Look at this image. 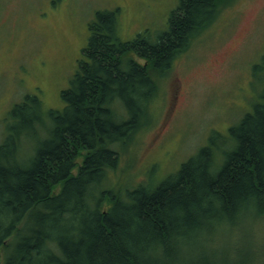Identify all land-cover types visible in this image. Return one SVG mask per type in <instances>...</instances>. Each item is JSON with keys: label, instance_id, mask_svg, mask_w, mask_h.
<instances>
[{"label": "trees", "instance_id": "trees-1", "mask_svg": "<svg viewBox=\"0 0 264 264\" xmlns=\"http://www.w3.org/2000/svg\"><path fill=\"white\" fill-rule=\"evenodd\" d=\"M227 3L179 0L166 29L128 40L119 7L97 10L63 109L33 93L13 105L0 142V264H264L250 238L264 220V84L227 135L213 131L158 185H108L150 122L159 78Z\"/></svg>", "mask_w": 264, "mask_h": 264}, {"label": "rangeland", "instance_id": "rangeland-1", "mask_svg": "<svg viewBox=\"0 0 264 264\" xmlns=\"http://www.w3.org/2000/svg\"><path fill=\"white\" fill-rule=\"evenodd\" d=\"M178 4L179 0H0V142L10 109L26 94H37L46 109H63L62 90L84 57L89 23L97 10L119 7L120 36L128 40L146 30L157 34L166 29ZM263 66L264 0H228L175 58L171 71L159 78L150 122L121 149L120 165L108 185L117 190L139 183L158 185L205 145L213 131L227 135L229 126L258 100ZM83 154L77 158L79 164ZM255 222L250 238L264 244V220ZM225 236L234 241L237 232ZM220 247L231 249L225 243Z\"/></svg>", "mask_w": 264, "mask_h": 264}]
</instances>
